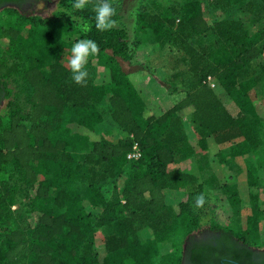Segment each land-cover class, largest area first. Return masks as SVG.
<instances>
[{
	"label": "trees",
	"instance_id": "1",
	"mask_svg": "<svg viewBox=\"0 0 264 264\" xmlns=\"http://www.w3.org/2000/svg\"><path fill=\"white\" fill-rule=\"evenodd\" d=\"M211 1L221 14L237 10L241 17L211 22L198 0L186 1L179 19L144 10L127 15L124 2L109 0L117 23L100 31L95 27L97 0H87L85 8L75 10V21L65 14L73 11V0H58L52 18L4 10L12 20L0 27V101L9 99L6 112L0 113V264H113L112 255L118 252L120 264H149L157 255L156 246L144 243L140 232L145 225L158 230L167 224L165 191L190 178L172 169L177 160L217 151L239 139L255 140L245 119L256 115L254 88L264 82V27L252 34L243 17L262 14L264 0ZM128 20L135 33L149 35L161 46H178L190 60L195 80L172 108L147 103L123 69L121 61L132 62L140 44ZM55 23L75 32L77 41H95L97 53L106 55L102 85L89 76L82 84L71 79V69L64 63L71 41L57 42L51 34L39 37L41 27ZM25 31L29 45L24 46ZM209 35L224 50L223 59L212 61L207 51L193 46L196 38ZM48 56H53L52 62ZM254 62L259 68L252 74L249 66ZM209 77L238 105L237 116L210 86ZM104 100L124 138H91L104 122L100 110ZM183 115L191 117L197 143L189 140ZM83 138L90 140L91 148L80 159L74 149ZM136 143L141 158L130 161ZM130 163L134 169L125 177ZM212 168L222 188L235 193V178L215 162ZM108 180L115 181L111 198L102 191ZM80 183L87 184L85 197L77 188ZM98 208L102 210L95 217L92 210ZM174 212L180 247L163 256L161 264H183L186 238L204 225V214L192 203H180ZM209 224L247 242V235L258 229L255 217L249 219L245 233L215 220ZM97 229L104 231L100 246Z\"/></svg>",
	"mask_w": 264,
	"mask_h": 264
},
{
	"label": "rangeland",
	"instance_id": "2",
	"mask_svg": "<svg viewBox=\"0 0 264 264\" xmlns=\"http://www.w3.org/2000/svg\"><path fill=\"white\" fill-rule=\"evenodd\" d=\"M113 4L123 3L125 13H138L142 10L147 13L161 14L168 16L175 15L177 19L181 18L182 6L186 1L195 0H110ZM205 5L208 19L214 22L217 19L230 17L240 18L237 10L230 13L221 14L214 6L211 0H198ZM58 0H38L34 5L22 9H16L26 16H39L43 18H52L57 11ZM6 9V8H5ZM5 9L0 10V27L6 26L12 17L6 15ZM15 9V8H11ZM248 30L254 34L264 27V12L258 17L252 19L244 15ZM133 37H137L140 44L136 48L132 62H123L121 65L125 72L134 79L138 88L147 103L154 102L160 108L169 109L183 100L191 84L194 82V75L190 71V60L184 51L173 45L161 46L151 40L149 35L137 34L134 32V23L128 20ZM28 31V30H27ZM27 31L23 36V44L27 43ZM53 35L56 41H71L72 46L78 42V36L75 32L69 31L62 24L55 23L50 27H41L39 37ZM193 46L199 51H207L209 57L214 60L223 59L226 55L213 36L196 38L192 42ZM64 63L69 66L71 51L64 52ZM48 62L53 61V56L47 57ZM106 55L96 53L88 58L85 69L89 73L90 79L97 85L105 82ZM264 63V55L263 62ZM70 67V66H69ZM259 68L258 63H252L249 66L250 72L254 74ZM254 81V80H253ZM11 87H14L12 84ZM254 105L257 113L245 119V123L254 130V141L239 139L233 143L222 145L219 150L208 151L200 155L193 156L190 159L179 158L172 166L185 172L188 180L177 188L167 189L165 191L166 203L168 205L169 215L167 224L161 226L158 230L145 225L140 236L144 243H152L156 246L157 255L149 264H161L163 256L175 252L180 247L178 228L179 223L175 218L174 208L180 203H192L195 210L204 214V225L196 230L203 231L209 229V221L215 220L217 223L227 226L236 233H245L248 228V221L255 217L258 223V229L255 233L247 235L250 244L258 247L264 246V82L257 84L254 88ZM215 92L222 102L227 106L230 112L237 116L240 108L234 103L225 88L218 84ZM9 99L0 101V113L7 110ZM104 122L100 125L98 133L90 134L92 139H99L101 136L111 140L124 138L126 134L113 122L107 100L100 104ZM185 130L189 140L197 143L198 132L192 123L191 117L183 115ZM76 141L79 142L78 138ZM88 138L81 139V144L74 149L80 159L90 150L91 144ZM217 153V154H215ZM215 154V155H214ZM217 163L226 172L227 175L235 178L237 191H227L222 188L221 181L212 168V163ZM134 166L130 163L124 170V176L130 175ZM250 177L255 180V185L250 186ZM122 180L117 182L120 186ZM77 188L83 196L87 195V184L80 183ZM103 193L108 197H113L115 193V181L108 180L102 187ZM204 195L205 204L201 207L196 206V198ZM20 207H15L18 209ZM101 208L92 210L95 217L101 212ZM34 217L31 218V221ZM195 231V232H196ZM104 235L102 229L96 230L98 245L101 244V238ZM121 253L112 255L111 262L120 264Z\"/></svg>",
	"mask_w": 264,
	"mask_h": 264
},
{
	"label": "flooded vegetation",
	"instance_id": "3",
	"mask_svg": "<svg viewBox=\"0 0 264 264\" xmlns=\"http://www.w3.org/2000/svg\"><path fill=\"white\" fill-rule=\"evenodd\" d=\"M38 0H0V10L22 9ZM183 264H264V246L258 247L232 233L216 230L196 231L183 245Z\"/></svg>",
	"mask_w": 264,
	"mask_h": 264
},
{
	"label": "clouds",
	"instance_id": "4",
	"mask_svg": "<svg viewBox=\"0 0 264 264\" xmlns=\"http://www.w3.org/2000/svg\"><path fill=\"white\" fill-rule=\"evenodd\" d=\"M87 0H73V11H66L65 14L71 16L75 21V10L85 8ZM117 15L116 8L109 0H97L95 4V27L100 31L111 30L117 23L114 17ZM83 30L87 31V25H83ZM71 58L69 66L71 69V79L77 83H85L88 78V71L85 69V64L90 56L97 53L98 47L95 41L91 39H81L76 42L70 49ZM205 204L204 195L196 198V206L201 207Z\"/></svg>",
	"mask_w": 264,
	"mask_h": 264
},
{
	"label": "built area",
	"instance_id": "5",
	"mask_svg": "<svg viewBox=\"0 0 264 264\" xmlns=\"http://www.w3.org/2000/svg\"><path fill=\"white\" fill-rule=\"evenodd\" d=\"M208 83L210 84V86L213 88V89H216L217 85L216 83L214 82V80L212 79V77H209L208 78ZM141 158V152H140V149H139V146L138 144L136 143L133 147V151L128 155V159L130 161H137Z\"/></svg>",
	"mask_w": 264,
	"mask_h": 264
},
{
	"label": "crops",
	"instance_id": "6",
	"mask_svg": "<svg viewBox=\"0 0 264 264\" xmlns=\"http://www.w3.org/2000/svg\"><path fill=\"white\" fill-rule=\"evenodd\" d=\"M173 106H174V105H173ZM173 106H172V107H173ZM172 107H171V108H172Z\"/></svg>",
	"mask_w": 264,
	"mask_h": 264
}]
</instances>
